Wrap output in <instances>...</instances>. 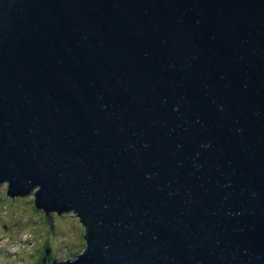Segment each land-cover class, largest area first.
I'll use <instances>...</instances> for the list:
<instances>
[{
    "label": "water",
    "instance_id": "1",
    "mask_svg": "<svg viewBox=\"0 0 264 264\" xmlns=\"http://www.w3.org/2000/svg\"><path fill=\"white\" fill-rule=\"evenodd\" d=\"M76 214L37 264H264V0H0V187Z\"/></svg>",
    "mask_w": 264,
    "mask_h": 264
},
{
    "label": "rangeland",
    "instance_id": "2",
    "mask_svg": "<svg viewBox=\"0 0 264 264\" xmlns=\"http://www.w3.org/2000/svg\"><path fill=\"white\" fill-rule=\"evenodd\" d=\"M7 190L8 184L0 187V264H21L28 251L44 239L53 247L54 259L64 260L82 252L84 226L76 214L50 213L46 224L41 217L44 210L34 209V190L21 197H12Z\"/></svg>",
    "mask_w": 264,
    "mask_h": 264
},
{
    "label": "trees",
    "instance_id": "3",
    "mask_svg": "<svg viewBox=\"0 0 264 264\" xmlns=\"http://www.w3.org/2000/svg\"><path fill=\"white\" fill-rule=\"evenodd\" d=\"M33 190L36 191L37 188H33ZM21 196H23V195H21ZM21 196H19V197H21ZM34 209L37 210L35 208V205H34ZM51 216L52 215H49V217L46 216V219H43V218L42 219H43V221L46 224H48L49 223L48 221H50L49 219L51 218ZM51 229H53L52 226H51ZM82 238H83V235H82ZM81 247L83 249L82 251H84L85 245H84L83 242L81 243ZM44 253L45 254H48V256L50 257V259H54V257L56 256V253L54 252L53 247L50 246L48 239H44L42 242L39 243V245L37 247H35L32 250H29L28 251V254H31L32 256L26 255L25 256V260L21 264H33L35 257H42ZM13 264H14V262H13Z\"/></svg>",
    "mask_w": 264,
    "mask_h": 264
},
{
    "label": "flooded vegetation",
    "instance_id": "4",
    "mask_svg": "<svg viewBox=\"0 0 264 264\" xmlns=\"http://www.w3.org/2000/svg\"><path fill=\"white\" fill-rule=\"evenodd\" d=\"M50 213L56 215L55 212H50ZM50 213H45V212H43V213H42V218H43V219H46V216L49 217ZM44 254H45V253H44ZM44 254H43L42 257H35V259H34V263H33V264H37L38 261H39L40 259H42L43 257H44V259H46L47 261H48V260H52V259H50V257L48 256V254H45V255H44ZM29 255L32 256L31 254H29ZM31 259H32V258H31Z\"/></svg>",
    "mask_w": 264,
    "mask_h": 264
},
{
    "label": "bare ground",
    "instance_id": "5",
    "mask_svg": "<svg viewBox=\"0 0 264 264\" xmlns=\"http://www.w3.org/2000/svg\"><path fill=\"white\" fill-rule=\"evenodd\" d=\"M18 196H21V195H18Z\"/></svg>",
    "mask_w": 264,
    "mask_h": 264
}]
</instances>
